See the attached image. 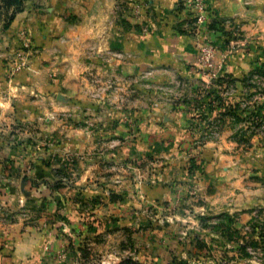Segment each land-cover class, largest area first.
Returning a JSON list of instances; mask_svg holds the SVG:
<instances>
[{
    "label": "crops",
    "instance_id": "0c3cea01",
    "mask_svg": "<svg viewBox=\"0 0 264 264\" xmlns=\"http://www.w3.org/2000/svg\"><path fill=\"white\" fill-rule=\"evenodd\" d=\"M250 10L247 0H22L21 4L0 0V199L16 208L27 200L29 206H39L48 220L55 210L50 193L62 188L64 179L58 172L57 158H51L39 145L68 140L74 151H92L100 142L127 137L129 123L122 115L129 112L134 121L139 123L142 118L150 126L142 128L141 138L133 144H124L114 154L106 151V158L113 154L118 159H163V185L144 184L142 189L147 201H173L177 191L171 182L186 177L181 164L185 142L200 133L194 129L193 124L199 121L194 119L193 108L189 111V102L186 106L174 102L173 79L184 82V90L191 93L203 78L210 82L209 91H216L223 87L216 78L234 79L246 74L250 58L240 54L214 52L213 68L199 65L201 47L205 43L217 47L219 43L210 30L217 21L227 18L235 23ZM23 38L31 48L26 66L15 72L16 53ZM144 76L152 78L149 89H145ZM166 90L172 94L160 93ZM93 92H104L105 98L114 92H135L137 96H121L120 105L107 103L98 112L97 101L88 98ZM145 93L151 96L147 101ZM218 106L203 105L206 115L202 121L207 126L215 123ZM86 121L94 128L86 130ZM232 132L225 128L222 139ZM223 145L224 141H212L203 149L202 155L210 161L200 181L201 194L207 200L212 197L210 186L221 181L219 166L226 155H232ZM77 166L75 187H63L55 193L57 204L63 208L66 199L80 202L77 189L96 172L92 167L82 176L84 169ZM90 192L86 191V196H92ZM18 198L23 199L19 204ZM111 210L109 207L106 213L112 214ZM11 228H16L18 238L25 235L21 225ZM154 229L144 227L141 234ZM157 233L155 229L152 236ZM144 250L141 252L146 253Z\"/></svg>",
    "mask_w": 264,
    "mask_h": 264
},
{
    "label": "rangeland",
    "instance_id": "374dc122",
    "mask_svg": "<svg viewBox=\"0 0 264 264\" xmlns=\"http://www.w3.org/2000/svg\"><path fill=\"white\" fill-rule=\"evenodd\" d=\"M247 4L251 10L242 14L240 21L219 19L210 29L219 43L217 47L208 43L201 47L199 65L202 69L213 68L214 52L240 54L250 58L246 74L234 79L216 78L223 84L216 91H209L210 82L203 78L196 92L191 93L184 90V82L173 79L174 102L182 106L189 102V111L193 108L194 119L199 121L193 124L194 129L200 132L185 142L181 164L186 177L171 182L177 191L173 201H147L142 189L144 184L163 185V159H118L113 155L124 144L141 138L142 128L150 126L142 118L138 123L134 115L123 113V120L129 123L128 135L107 141L112 145L110 149L104 141L92 151H74L68 140L45 141L39 148H46L51 158H57L66 190L77 183V165L84 169L82 176H87L92 167L96 172H91L87 184L77 189L80 202L66 199L63 208L55 198L56 191L63 187L54 188L50 202L55 210L48 220L39 206H29L27 200L16 208L0 199V264H264V0H247ZM151 79L144 76L145 89L152 87L148 84ZM160 93L172 94L167 90ZM145 95L147 101L151 96ZM121 96L131 98L137 94L114 92L105 98L104 92L88 93L91 102L97 101L98 112L111 102L120 105ZM211 103H218V114L215 123L207 126L202 119L204 108ZM217 116L221 122L216 123ZM84 125L86 130L94 128L89 121ZM227 127L233 132L222 139L221 133ZM212 141H224L223 146L232 155H226L219 166L221 181L210 186L212 197L207 200L201 194L200 181L210 161L202 154ZM106 151L113 153L108 159ZM87 186L92 196H86L90 191ZM18 199L17 204L23 200ZM109 207L112 214L106 213ZM15 225L24 230L25 235L19 236L24 239L22 243H17L20 239L14 234L16 228H11ZM144 227L155 228L157 235L152 236L155 229L141 234ZM144 247L146 253L141 252Z\"/></svg>",
    "mask_w": 264,
    "mask_h": 264
},
{
    "label": "built area",
    "instance_id": "2783aa9c",
    "mask_svg": "<svg viewBox=\"0 0 264 264\" xmlns=\"http://www.w3.org/2000/svg\"><path fill=\"white\" fill-rule=\"evenodd\" d=\"M31 45L27 39H22L21 45L16 53L14 71L17 72L26 66V55L30 51Z\"/></svg>",
    "mask_w": 264,
    "mask_h": 264
},
{
    "label": "trees",
    "instance_id": "16d2710c",
    "mask_svg": "<svg viewBox=\"0 0 264 264\" xmlns=\"http://www.w3.org/2000/svg\"><path fill=\"white\" fill-rule=\"evenodd\" d=\"M15 3L21 4L22 0H14Z\"/></svg>",
    "mask_w": 264,
    "mask_h": 264
}]
</instances>
